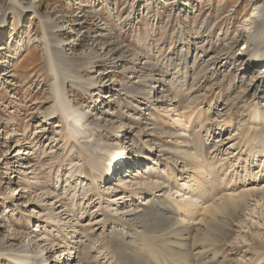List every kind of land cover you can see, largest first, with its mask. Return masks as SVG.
I'll return each mask as SVG.
<instances>
[{
    "label": "bare ground",
    "instance_id": "1",
    "mask_svg": "<svg viewBox=\"0 0 264 264\" xmlns=\"http://www.w3.org/2000/svg\"><path fill=\"white\" fill-rule=\"evenodd\" d=\"M102 3L113 19L99 16L71 56L57 23L35 3L28 7L50 76L43 118H57L60 149L45 158L41 130L31 137L25 127L6 130L10 157L34 159L17 165L31 162L26 185L9 190L10 210L22 218L10 219L6 207L1 213L0 264H264V0L232 37L194 43V54L190 35L219 16L204 15L185 32L187 15L177 6L167 21L179 30L168 31L165 48L151 37L165 24L149 22L127 41L122 30L136 5L122 17L111 0ZM9 8L17 16L0 46L1 64L33 42L18 37L26 8L18 0ZM3 23L0 16V29ZM81 93L102 95L106 109L78 104ZM24 118L8 115L4 125Z\"/></svg>",
    "mask_w": 264,
    "mask_h": 264
},
{
    "label": "rangeland",
    "instance_id": "2",
    "mask_svg": "<svg viewBox=\"0 0 264 264\" xmlns=\"http://www.w3.org/2000/svg\"><path fill=\"white\" fill-rule=\"evenodd\" d=\"M111 1L112 4L115 3L114 6L117 11L122 14V17L127 14L126 10H128L132 4L134 6L136 5V8L138 9V11L132 16V23L126 24L127 26L125 25L122 30L127 41H131V37L136 34H145L147 23L149 22L155 24L156 27L165 24L164 26L166 28H163L162 30L153 28L151 37L153 38L154 43H164V47L167 48L169 40L165 38L168 31L170 29L171 31L174 30L175 35H177L179 30V25L176 20L171 22L170 18V21H167L168 15L171 16V14H173L172 16H174L177 6L183 10L182 13L184 16L187 15L186 22H188L189 27H184L185 25H182V29L185 32H188L191 27L190 25L193 24H196V27L198 28L201 25V17L204 15L209 14L215 15V17L219 16L217 19L212 18L206 26L199 27V31L204 30L199 36L192 37V35H190L189 37L191 39L189 43L190 47L194 45V43L195 45H197V43L200 45L204 43V46H206L210 41L220 39L222 34L227 33L232 37L236 29L241 25L240 23H242L243 20L248 19L251 15L254 5L253 3H260L262 0ZM9 2L10 0H0V16L5 17V23H3L2 29H0V46L9 38L10 30L14 27L17 16L14 11L9 8ZM18 2L26 8V14L17 27L19 33L18 37H21L24 40L31 37L33 42L30 43V48L27 51L22 52L15 60L7 61L5 64L0 63V77L6 78V82L3 81L5 87H2L3 89L0 90V97L2 98L0 99V225H3L1 222V213L5 207L9 210L8 216L10 219L17 220L18 218H22L23 215L20 210H15L13 212L10 210L12 205L9 204L11 202V199L9 198V190L16 184L20 185V188L26 185L23 176L24 174L28 178L32 176L31 169H27L26 166L30 165L31 162L23 164L19 171L17 168H20V162L34 159V156L32 155H22V157L16 156L14 158L10 157L9 146L13 139L12 137L10 139L9 135H7L8 139H4L6 136L5 132H7L6 130L12 129L23 132L25 127L30 137L35 131L41 130V136L44 135V138H41V136L40 138L42 140V148L45 151V158L55 155L60 149L59 145L54 141L55 134L57 133L55 128L58 124V120H56L57 118H43L51 107V99L48 92L50 76L43 58V44L42 41H40V23L28 7L35 3L38 5L41 14L57 23L59 28H57L56 32L59 34L60 38L64 39V47L70 56L74 55V51L71 48L73 47L72 43L79 39L81 35L85 36L98 29L95 25L98 22L99 16L105 20H108L109 18L113 19L111 14L105 12L102 0H18ZM93 4L95 8L92 9ZM154 12H157L158 15L156 16ZM195 14H199V16L195 18ZM117 18H120V16H117ZM194 19L196 20L193 23ZM147 20L149 21L147 22ZM213 21L212 29L214 32L211 29L213 33H209V27ZM176 38L177 37L175 36L173 37V41L176 40L174 45L179 46V41ZM238 46L240 49L244 46V41L242 39H239ZM191 48V52L194 54L196 50L194 47ZM212 51L213 50H209L207 54H212ZM2 55L3 54H0V57ZM1 60L2 58H0V61ZM261 69L263 70L264 66H262ZM25 80H27L28 83H26L24 87H29V89H27L26 95L22 96V90H20L19 86ZM114 83L116 84L117 81ZM93 91L96 92V90ZM75 98L78 104L84 105V107L87 108L89 107L88 109H93V106L95 107L97 103H104L102 95H95L91 99L88 95L81 93L77 94ZM101 104H98V106H104V104ZM24 105L27 106V109L24 108ZM113 107L114 106H110V108ZM104 109H106L105 106ZM8 115H12L14 118L19 119L25 117L26 124H19L16 122L13 128H6L4 121ZM217 120L219 119L217 118ZM42 126L44 129H42ZM60 157L61 155L56 158L55 165L59 163ZM20 158L22 159L21 161L19 160ZM50 162L52 163L53 161L50 160L48 163ZM64 163L61 166L62 172L65 170ZM23 169H25V172H23ZM23 190L24 189L22 188L21 191ZM2 231L3 229H1V232ZM254 244L259 246L256 242ZM260 247L261 246L257 247V249H260Z\"/></svg>",
    "mask_w": 264,
    "mask_h": 264
}]
</instances>
